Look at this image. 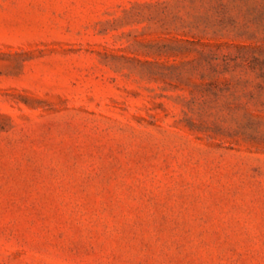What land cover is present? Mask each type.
<instances>
[{
    "label": "rangeland",
    "instance_id": "rangeland-1",
    "mask_svg": "<svg viewBox=\"0 0 264 264\" xmlns=\"http://www.w3.org/2000/svg\"><path fill=\"white\" fill-rule=\"evenodd\" d=\"M0 264H264V0H0Z\"/></svg>",
    "mask_w": 264,
    "mask_h": 264
}]
</instances>
